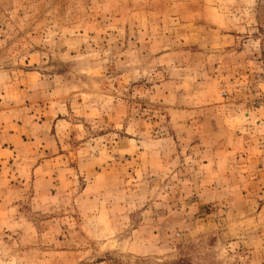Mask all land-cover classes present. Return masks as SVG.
I'll use <instances>...</instances> for the list:
<instances>
[{
	"label": "rangeland",
	"instance_id": "rangeland-1",
	"mask_svg": "<svg viewBox=\"0 0 264 264\" xmlns=\"http://www.w3.org/2000/svg\"><path fill=\"white\" fill-rule=\"evenodd\" d=\"M0 127V264H264V0H0Z\"/></svg>",
	"mask_w": 264,
	"mask_h": 264
},
{
	"label": "crops",
	"instance_id": "crops-1",
	"mask_svg": "<svg viewBox=\"0 0 264 264\" xmlns=\"http://www.w3.org/2000/svg\"><path fill=\"white\" fill-rule=\"evenodd\" d=\"M5 133L6 132L4 130H1V127H0V136L3 137L2 142H0V151L4 152L6 150L7 151L15 150V148H12V146H11L10 138H8L9 136H12V134L9 131L6 134ZM5 137H7V139ZM0 140H1V138H0ZM31 142H33V141H31ZM27 144H28V142H24L23 141V145L22 146L24 147ZM37 154H39V153H37ZM34 155H35V157H33ZM41 156L42 155H36L35 150H31V153L29 155L25 156L26 158H24V156H23V160L24 159L25 160H28V159H33L34 160V164L31 165V169H30L31 173L35 174V171L37 169H40L41 167H43L45 163H47V162H51L52 163L57 158L55 156H50V158L42 159ZM7 159H8V157L3 156L2 154L0 155V163L5 162ZM2 171H3L2 170V166H0V181L3 178ZM43 177H45V176H43ZM40 178H42V177H40Z\"/></svg>",
	"mask_w": 264,
	"mask_h": 264
}]
</instances>
